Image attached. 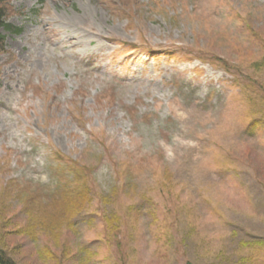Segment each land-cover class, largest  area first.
Wrapping results in <instances>:
<instances>
[{
  "label": "rangeland",
  "instance_id": "rangeland-1",
  "mask_svg": "<svg viewBox=\"0 0 264 264\" xmlns=\"http://www.w3.org/2000/svg\"><path fill=\"white\" fill-rule=\"evenodd\" d=\"M0 1L22 29L0 54L16 264H57L67 246L90 264H264V0ZM56 153L89 169L93 201L54 240Z\"/></svg>",
  "mask_w": 264,
  "mask_h": 264
},
{
  "label": "trees",
  "instance_id": "trees-1",
  "mask_svg": "<svg viewBox=\"0 0 264 264\" xmlns=\"http://www.w3.org/2000/svg\"><path fill=\"white\" fill-rule=\"evenodd\" d=\"M129 1L130 0H128V2ZM134 14L129 11V15L131 18L134 17ZM124 16L128 17V15L126 14H124ZM2 30L14 35H18L21 33L20 28H15L7 22L5 8L0 1V31ZM4 51L5 37L0 33V54L4 53ZM249 101L250 103H253V105L251 106L253 109L254 107L260 106L261 104L258 98L255 97L251 98ZM262 101L264 102V99H262ZM259 112L260 111H255L252 112V114L255 115ZM259 125L260 120L258 118H255L252 122L251 130H254ZM55 155L56 158H52L53 161L55 160V162L57 163V176L60 177V180L53 192L50 193L52 200L50 208H53V202L55 200L57 204L56 207L54 205L55 216H58V220H62V223L60 226H57V224L54 225V227L52 228L53 233L50 230V237L54 238V240H56L58 235L60 234V230H58L59 227L66 228L67 232L75 235L77 233L74 221L75 218L83 213L93 201L92 188L89 183L91 177V174L89 175V169L79 165V163H77L75 160L73 161L68 157L66 159L57 153ZM113 193L114 190L110 191L108 194L101 195L100 202L104 203L109 196L113 195ZM27 210L26 216L28 219H33L32 213L35 214L37 212H41L39 208L33 211L32 209L27 207ZM101 215V219L103 222L102 226L105 232L107 231L108 233L113 235V233L120 231V227L124 222V219L120 215L116 214L115 212H101ZM54 231L56 234L54 233ZM22 232L24 231L21 230L19 233ZM7 236L8 235H6L4 239V235L0 231V264H16L13 258L6 253V250H8L6 243ZM80 251L83 256L77 259L72 255L71 248L69 249V247L67 246V250L62 251L60 258L52 257L51 261L57 260V264H65V261H67V264L74 261L77 264H90V253L84 248H80ZM186 264L190 263L187 262Z\"/></svg>",
  "mask_w": 264,
  "mask_h": 264
},
{
  "label": "bare ground",
  "instance_id": "bare-ground-1",
  "mask_svg": "<svg viewBox=\"0 0 264 264\" xmlns=\"http://www.w3.org/2000/svg\"><path fill=\"white\" fill-rule=\"evenodd\" d=\"M86 24H88V23H86ZM82 31H83L86 35H88V36L96 35V34L94 33V31H93L91 28H88V29H82Z\"/></svg>",
  "mask_w": 264,
  "mask_h": 264
}]
</instances>
